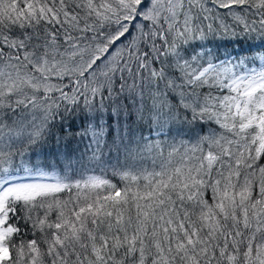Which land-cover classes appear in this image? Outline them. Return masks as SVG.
I'll return each instance as SVG.
<instances>
[{
    "label": "snow or ice",
    "instance_id": "6c2138e0",
    "mask_svg": "<svg viewBox=\"0 0 264 264\" xmlns=\"http://www.w3.org/2000/svg\"><path fill=\"white\" fill-rule=\"evenodd\" d=\"M0 264H264V0H0Z\"/></svg>",
    "mask_w": 264,
    "mask_h": 264
},
{
    "label": "trees",
    "instance_id": "16d2710c",
    "mask_svg": "<svg viewBox=\"0 0 264 264\" xmlns=\"http://www.w3.org/2000/svg\"><path fill=\"white\" fill-rule=\"evenodd\" d=\"M34 159H36V158H34Z\"/></svg>",
    "mask_w": 264,
    "mask_h": 264
}]
</instances>
